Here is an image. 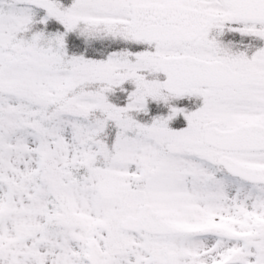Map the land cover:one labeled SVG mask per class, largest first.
I'll use <instances>...</instances> for the list:
<instances>
[{
  "label": "snow or ice",
  "instance_id": "1",
  "mask_svg": "<svg viewBox=\"0 0 264 264\" xmlns=\"http://www.w3.org/2000/svg\"><path fill=\"white\" fill-rule=\"evenodd\" d=\"M0 264H264V0H0Z\"/></svg>",
  "mask_w": 264,
  "mask_h": 264
}]
</instances>
